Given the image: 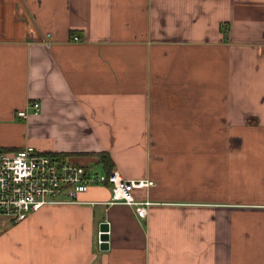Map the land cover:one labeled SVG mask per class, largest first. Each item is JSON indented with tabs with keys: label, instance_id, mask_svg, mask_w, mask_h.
Masks as SVG:
<instances>
[{
	"label": "crops",
	"instance_id": "0c3cea01",
	"mask_svg": "<svg viewBox=\"0 0 264 264\" xmlns=\"http://www.w3.org/2000/svg\"><path fill=\"white\" fill-rule=\"evenodd\" d=\"M25 144L154 185L145 218L103 184L0 221V264H264V0H0V149Z\"/></svg>",
	"mask_w": 264,
	"mask_h": 264
},
{
	"label": "built area",
	"instance_id": "2783aa9c",
	"mask_svg": "<svg viewBox=\"0 0 264 264\" xmlns=\"http://www.w3.org/2000/svg\"><path fill=\"white\" fill-rule=\"evenodd\" d=\"M30 107L36 114L40 103L32 102ZM17 115L27 116L24 109L18 110ZM103 184L110 186V203L132 205L137 217L145 218L149 201L135 200L133 192L153 186L152 179H125L113 169L95 172L67 158L49 156L31 144L16 150L0 149V221L17 223L44 206L74 203L89 187ZM107 230H99V245L105 241L100 235L108 234Z\"/></svg>",
	"mask_w": 264,
	"mask_h": 264
},
{
	"label": "water",
	"instance_id": "95a60500",
	"mask_svg": "<svg viewBox=\"0 0 264 264\" xmlns=\"http://www.w3.org/2000/svg\"><path fill=\"white\" fill-rule=\"evenodd\" d=\"M100 227H101L102 230H107V229H108V223L104 222V223H102V224L100 225ZM100 238H101L102 240H105V241H103V242L100 244V248H101V249H106V248L108 247V242H107V240H108V235H107V233H102V234L100 235Z\"/></svg>",
	"mask_w": 264,
	"mask_h": 264
},
{
	"label": "trees",
	"instance_id": "16d2710c",
	"mask_svg": "<svg viewBox=\"0 0 264 264\" xmlns=\"http://www.w3.org/2000/svg\"><path fill=\"white\" fill-rule=\"evenodd\" d=\"M49 156H55V157H58V158H66V156L65 155H67V154H60V153H58V152H48L47 153ZM102 159H103V157H102ZM104 160V159H103ZM104 163V165H106L107 166V171L106 172H109L110 171V167H111V164H110V162H108V161H104L103 162Z\"/></svg>",
	"mask_w": 264,
	"mask_h": 264
},
{
	"label": "rangeland",
	"instance_id": "374dc122",
	"mask_svg": "<svg viewBox=\"0 0 264 264\" xmlns=\"http://www.w3.org/2000/svg\"><path fill=\"white\" fill-rule=\"evenodd\" d=\"M92 166H93V167H92ZM92 166H89V167H91V168H93V169H95V168L98 169V168H97V164L94 163ZM91 168H90V169H91Z\"/></svg>",
	"mask_w": 264,
	"mask_h": 264
}]
</instances>
